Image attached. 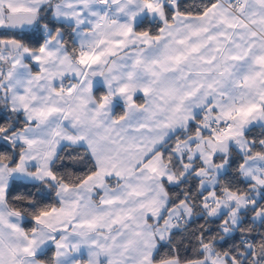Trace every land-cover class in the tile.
Segmentation results:
<instances>
[{
  "label": "crops",
  "instance_id": "obj_1",
  "mask_svg": "<svg viewBox=\"0 0 264 264\" xmlns=\"http://www.w3.org/2000/svg\"><path fill=\"white\" fill-rule=\"evenodd\" d=\"M233 1L215 0L203 14L187 15L177 11L179 0H111L104 22L95 0H0V30L6 13L48 9L69 26L75 48L67 49L62 30L42 25L39 49L0 52L9 65L0 89L26 123L10 135L0 132L1 142L20 149L16 165L0 161V210L9 208L13 181H50L58 201L32 233L20 227L7 239L12 262L49 264L39 255L52 247L51 264H180L154 262L175 231L166 185L182 176L160 149L174 138L180 159L176 143L192 126L199 129L205 108L219 119L243 113L264 126V0H239L238 14ZM142 22L148 27L137 29ZM231 121L228 137L236 128ZM65 145L84 147L96 166L75 187L57 184L51 172ZM17 244L27 245L24 252ZM204 250L202 260L187 264H228Z\"/></svg>",
  "mask_w": 264,
  "mask_h": 264
},
{
  "label": "trees",
  "instance_id": "obj_2",
  "mask_svg": "<svg viewBox=\"0 0 264 264\" xmlns=\"http://www.w3.org/2000/svg\"><path fill=\"white\" fill-rule=\"evenodd\" d=\"M214 2L215 0H179L177 11L181 14L201 15ZM170 13H173V10H170ZM147 24L142 22L137 29L145 30L148 27ZM42 25H47L52 30H62L67 49L72 53L75 52L69 26L54 21L48 9H43L38 14L34 27L28 32L0 30V41L15 40L20 45L39 49L45 38L42 31L36 27ZM159 25L160 23L153 24L150 30L156 31ZM1 61L0 67L7 70L8 60L2 59ZM25 124L21 114H17L7 107L5 91L0 89V132L10 135L23 128ZM195 132L196 128L192 126L186 135H192ZM245 138L249 144L246 153L243 154L236 148L230 147L228 154L224 156L227 159L228 168L218 178L216 192L219 196H222L226 191L247 197L253 195V184L243 178L240 168L245 156H254L263 152L264 128L262 126L251 127L245 133ZM165 146L167 147L160 149L165 161L177 176H181L184 171L182 161L172 151L174 138ZM19 151V147L0 141V161L8 163L9 166L18 163ZM51 172L57 184L75 187L93 175L96 172V166L84 147L65 145L58 151L51 166ZM166 191L169 207H175L188 201L192 208L193 218L180 223V227L171 233L168 242L158 247L154 255L155 263L172 259L180 264L197 262L204 258V248L209 246L215 255L225 257L228 264L233 262L264 264V221L258 226L251 220L252 216L264 207V193L256 201L257 204L254 208L248 206L242 213V221L236 231L225 236L222 230L225 215L219 218H209L206 215L203 208L205 195L199 190L198 179L193 173L184 176L177 185H166ZM56 195L57 186L50 181L40 183L13 181L6 192V202L10 209L22 214L24 217L23 227L27 233H30L35 228L39 216L58 206ZM249 244H251V249L247 252ZM39 258L51 264L53 248L51 247L39 255Z\"/></svg>",
  "mask_w": 264,
  "mask_h": 264
},
{
  "label": "rangeland",
  "instance_id": "obj_3",
  "mask_svg": "<svg viewBox=\"0 0 264 264\" xmlns=\"http://www.w3.org/2000/svg\"><path fill=\"white\" fill-rule=\"evenodd\" d=\"M230 114L229 119L233 120L236 125V128L232 132L233 137H228L226 134H212L207 125L201 124L194 134L186 135L183 141L176 143L181 146V150L179 151L180 159L185 157L183 163L185 170L183 171L182 176L180 178H175L176 182L174 181L176 185L178 179L180 181L187 174L193 173L198 179L199 190L205 195L203 208L206 215L209 218H219L222 215H225V220L222 226L225 236L236 231V228L242 221V213L249 205L246 202L247 196L245 195H239L238 193L231 191L224 192L222 196L217 194L216 187L218 185V178L220 174L224 173L227 169V159H224V156L228 154L232 144L241 153H246L249 147L247 146L245 133L251 127L258 126L252 125L254 118H251L250 116L243 113ZM215 118L217 117L215 116ZM262 127L264 128V126ZM240 172L246 181L253 184L252 198L254 201H258L264 193V150L262 153L254 156H245ZM167 173L168 178L174 177L172 171L168 170ZM169 181L170 184H172L171 180ZM179 208L181 209L180 211L178 210ZM171 211H174L173 213L175 214V222L173 223L175 230L180 227V223L178 222L179 216L182 215L185 218L190 219L193 215L192 209L186 201L170 210L167 218L168 222L171 220ZM23 221L24 217L22 219V214L12 212L8 207L0 210V264H18V262H12L7 257V239L14 237L15 235L17 236L16 233H19V230L17 231V229L23 227ZM172 222L173 221H171V223ZM8 230L10 231L8 232ZM40 234L41 233H38L37 235ZM38 237L39 236H37V238ZM37 238L30 240V247L32 246V243H36ZM17 246L21 252H24L27 247L26 244H17ZM208 248L209 246H205L206 250Z\"/></svg>",
  "mask_w": 264,
  "mask_h": 264
},
{
  "label": "built area",
  "instance_id": "obj_4",
  "mask_svg": "<svg viewBox=\"0 0 264 264\" xmlns=\"http://www.w3.org/2000/svg\"><path fill=\"white\" fill-rule=\"evenodd\" d=\"M95 3L102 7V11L100 14L105 22L109 17L111 0H95ZM241 5H242L241 1L235 0L233 1L232 4H230V7L235 14H238V8ZM197 117L200 123L207 125V127L209 128L212 134L213 133L218 135L228 134L233 126L231 120L215 118L214 114L209 110H207L206 108L200 110ZM246 202L249 205V207L252 208H254L257 204V202L254 201L251 196L247 197ZM251 220L256 225L260 226L261 223L264 221V207L259 209L257 213L254 216H252ZM250 249H251V244H249L247 252H249Z\"/></svg>",
  "mask_w": 264,
  "mask_h": 264
},
{
  "label": "water",
  "instance_id": "obj_5",
  "mask_svg": "<svg viewBox=\"0 0 264 264\" xmlns=\"http://www.w3.org/2000/svg\"><path fill=\"white\" fill-rule=\"evenodd\" d=\"M37 18V12L6 13V29L13 32H28L34 27ZM19 46L20 43H17L15 40H1L0 52L9 51L10 53H13ZM1 60L0 57V64L2 63ZM5 71L6 69L4 67H0V81L3 78Z\"/></svg>",
  "mask_w": 264,
  "mask_h": 264
}]
</instances>
